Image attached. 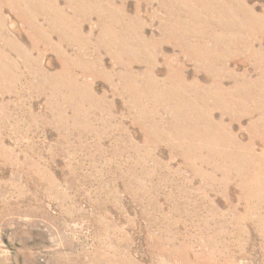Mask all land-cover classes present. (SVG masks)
<instances>
[{
    "label": "rangeland",
    "instance_id": "obj_1",
    "mask_svg": "<svg viewBox=\"0 0 264 264\" xmlns=\"http://www.w3.org/2000/svg\"><path fill=\"white\" fill-rule=\"evenodd\" d=\"M0 264H264V0H0Z\"/></svg>",
    "mask_w": 264,
    "mask_h": 264
}]
</instances>
